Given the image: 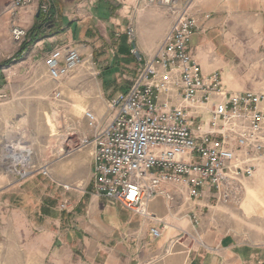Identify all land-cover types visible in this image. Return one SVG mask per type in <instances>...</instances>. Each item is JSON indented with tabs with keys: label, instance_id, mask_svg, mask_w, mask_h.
Returning <instances> with one entry per match:
<instances>
[{
	"label": "built area",
	"instance_id": "2783aa9c",
	"mask_svg": "<svg viewBox=\"0 0 264 264\" xmlns=\"http://www.w3.org/2000/svg\"><path fill=\"white\" fill-rule=\"evenodd\" d=\"M194 1L138 0L137 8L154 6L171 18L163 45L153 57L143 56L129 27L130 53L139 68L128 90L109 100L113 115L103 128L93 113L83 112L90 135L77 149L93 148L94 193L136 214L149 215L145 207L157 197L173 201L168 188L190 201L206 189L220 196L232 193L254 176L264 156V94L228 90L219 72L204 76L190 55L198 30L191 14ZM32 6L43 21L52 20V0H11L5 11ZM10 34L19 44L27 37L16 25ZM82 62L76 50L66 49L49 54L44 65L48 78L58 82ZM40 173L48 176L45 167ZM149 231L160 238L158 228Z\"/></svg>",
	"mask_w": 264,
	"mask_h": 264
},
{
	"label": "crops",
	"instance_id": "0c3cea01",
	"mask_svg": "<svg viewBox=\"0 0 264 264\" xmlns=\"http://www.w3.org/2000/svg\"><path fill=\"white\" fill-rule=\"evenodd\" d=\"M137 1L52 0V21L33 33L32 39L36 40L29 46L48 47V55L70 48L79 30L88 33L101 15L112 22H130L135 29L138 51L151 58L163 45L170 19L153 6L136 9ZM32 9L37 10L35 6ZM35 13L34 17L29 11L19 13L21 23L30 31L42 21ZM191 14L198 26L189 44L191 57L204 76L219 72L228 89L238 91L232 85L233 66L223 57L224 46L229 44L225 29L245 19L259 18L263 22L264 0H195ZM28 35L31 39L30 32ZM91 109L99 119L105 113ZM112 115L99 127L103 128ZM66 129L69 131V126ZM82 135L84 138L90 134ZM57 153L55 163L51 162L53 178L86 181L85 176H75L83 170L90 181L93 148H82L73 157L63 159ZM256 172L254 189L258 188L259 197L264 199V156ZM168 189L173 191V201L155 198L145 207L149 215L133 213L93 191L85 192L78 200L86 198L80 211L82 219L76 223L65 226L58 220L22 222L19 238L14 239L18 243L13 246L9 243L4 264H264L262 206H256L249 214L242 208L248 219L258 212V220H242L235 215L233 206L217 203L220 195L213 189L204 190L196 201H190L185 193ZM193 217L198 218V223L193 222ZM152 227L160 230V238L150 234ZM61 228H66L65 237H60Z\"/></svg>",
	"mask_w": 264,
	"mask_h": 264
},
{
	"label": "rangeland",
	"instance_id": "374dc122",
	"mask_svg": "<svg viewBox=\"0 0 264 264\" xmlns=\"http://www.w3.org/2000/svg\"><path fill=\"white\" fill-rule=\"evenodd\" d=\"M10 1L0 0V264H4L9 243L11 246L18 243L14 239L19 238L18 228L22 222L58 220L66 226L82 219L80 211L86 198L78 200L85 192L93 191L92 177L88 181L81 170L75 176H85L86 181L84 178L80 181L66 177L55 179L50 172L51 162L55 163L57 151L63 159L73 157L80 150L77 148L82 133L90 134L83 118L85 110L93 113L97 126L110 118L109 100L131 83L139 68L126 36L127 29L134 27L130 22H112L100 15L94 23L96 27L92 25L85 34V29H80L71 47L67 48L79 53L82 64L71 68L58 82L51 81L44 65L50 53L48 47L28 46L20 54L22 46L30 39V28L21 23L19 13L29 11L34 17L38 9L34 11L32 6L11 14L5 11ZM262 19L263 22L259 18L236 21L225 29L229 44L224 46L223 57L233 66L232 85L238 89H228L230 91L264 94V16ZM41 22L44 27L50 23ZM14 25L24 26L27 31L26 40L20 44L11 38L10 30ZM56 91L61 93L59 98L54 96ZM93 107L105 112L102 118L97 117ZM44 167L48 176L40 173ZM257 172L251 179L242 180L232 193L219 196L217 203L233 206L235 215L242 220H258V212L250 219L242 212L243 208L249 214L259 206L255 199L264 203L258 188L254 189ZM59 231L60 237H65L66 228Z\"/></svg>",
	"mask_w": 264,
	"mask_h": 264
},
{
	"label": "trees",
	"instance_id": "16d2710c",
	"mask_svg": "<svg viewBox=\"0 0 264 264\" xmlns=\"http://www.w3.org/2000/svg\"><path fill=\"white\" fill-rule=\"evenodd\" d=\"M44 23L40 22L36 27H34L31 31H30V35H31V39L30 41L28 42V44H24L20 50V54L23 53L29 45H31L35 40L36 38L32 39L33 37V33H35L36 31L39 32L40 30H42L44 28ZM124 52V50H123ZM8 63V62H7ZM6 64V63H5ZM4 65V64H3Z\"/></svg>",
	"mask_w": 264,
	"mask_h": 264
},
{
	"label": "bare ground",
	"instance_id": "6f19581e",
	"mask_svg": "<svg viewBox=\"0 0 264 264\" xmlns=\"http://www.w3.org/2000/svg\"><path fill=\"white\" fill-rule=\"evenodd\" d=\"M47 124H48L50 130H51L52 132H54V130H53V126H52V124L50 123L49 120H47ZM15 160H18V159L16 158ZM20 161H21V160H20ZM255 200L257 201V203H258L259 206H262V207L264 208V203H263L262 201H260L259 199H255Z\"/></svg>",
	"mask_w": 264,
	"mask_h": 264
}]
</instances>
